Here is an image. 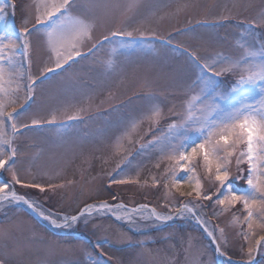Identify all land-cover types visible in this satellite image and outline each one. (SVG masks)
Returning a JSON list of instances; mask_svg holds the SVG:
<instances>
[{"label":"rangeland","instance_id":"1","mask_svg":"<svg viewBox=\"0 0 264 264\" xmlns=\"http://www.w3.org/2000/svg\"><path fill=\"white\" fill-rule=\"evenodd\" d=\"M33 2L14 0L16 14L12 22L15 27H20L28 18ZM80 2L83 4L84 0ZM182 2L190 6L176 13L178 3ZM142 3L143 7L134 14L121 16L117 12L112 23L96 33L99 36L107 28L123 27L135 30L136 37L141 31L148 37L137 39L132 47L115 53V72L110 74L104 67L114 46L106 44L94 56L80 60L67 71L50 75L48 81L37 87L36 103L31 106V111L37 112L40 118H48L57 100L80 104L81 87L94 85L93 89L83 88L92 93V107L82 113L80 119L66 121L64 116H59L56 125L36 127L17 139L18 166L22 170H30L31 175L44 185L49 182L64 185L55 193L16 187L18 193L37 201L46 210L72 215L84 203L105 200L113 203L114 193L129 207L147 204L159 212H167L163 207V188L153 187L150 179L152 175L159 176L165 167L154 168L159 158L158 150L146 148L136 155L140 143L147 144L152 138L151 133L145 135L149 123L142 124L138 135H134L137 143L124 144L134 156L128 166L129 175L135 176L139 172L142 181L148 180L147 185L108 187V174L116 168L121 156L112 155L110 133H102L117 119L139 115L150 104L156 103L163 109L164 116L158 125H151V130L157 136L162 135L170 123L180 122L187 98L199 92V88H193L199 69L190 53H196L202 62L218 55L235 59L243 52L240 44L257 48L264 44V26L250 28L247 23L264 12V0H142ZM221 17L227 19L221 20ZM169 37L171 43L167 42ZM32 39L35 45L38 37L34 35ZM46 57L41 45L32 56L34 74ZM216 79L223 91L235 76L226 74ZM117 106H120L118 110L113 111ZM73 111L69 108L68 114ZM24 119L30 122L27 116ZM194 163L197 173L202 175L201 164ZM241 167L246 175L247 165ZM231 172L238 174L234 163ZM7 179V174L0 175V181ZM204 183L205 191L214 190L215 185L207 180ZM235 183L243 185L244 181ZM182 190H190L189 185L185 184ZM202 203L206 205L203 215L208 220V228L212 225L225 228L228 243H221L222 251L233 261H240V249L245 242L238 234L240 228L231 225V219L233 213L243 219L241 206L214 216L213 210L219 212V207L208 201ZM34 213L38 219L23 204H6L0 208V229L9 233L7 239H0V258L7 264H95L96 261L100 264H228L226 258L216 252L204 226L190 215L163 223L139 225L103 215L93 216L87 223L81 221L70 228H57ZM49 230L77 235L65 237ZM98 242L100 248L95 247ZM262 260L264 255H257L253 264Z\"/></svg>","mask_w":264,"mask_h":264},{"label":"snow or ice","instance_id":"2","mask_svg":"<svg viewBox=\"0 0 264 264\" xmlns=\"http://www.w3.org/2000/svg\"><path fill=\"white\" fill-rule=\"evenodd\" d=\"M189 6L187 2L178 3L175 11L179 13ZM142 7V0H84L83 4L80 0H34L28 18L17 28L12 22L16 14L14 0H0V175L9 177L0 181V208L6 204L27 205L57 228H70L81 221L87 223L93 216L103 215L130 225L163 223L190 215L204 226L207 235L215 242L216 252L225 257L228 264H253L257 255H264V44L258 48L240 44L243 52L235 59L218 55L202 62L196 53H190L199 69L193 82V88H199V92L187 98L180 122L170 123L162 135L157 136L151 130V125H158L164 116L163 109L156 103L150 104L139 115L117 119L102 133H110L112 155L121 156L116 168L108 174V187L147 185L148 180L142 181L139 172L135 176L129 175L128 166L134 156L124 144L137 143L134 135H138L142 124L149 123L145 135L151 133L152 138L147 144L140 143L136 155L146 148L158 150L159 158L154 168L161 170V165L165 167L159 176L152 175L150 179L153 187L163 188V207L167 212H159L147 204L129 207L113 193V203L107 200L84 203L75 214H56L16 191L19 186L40 193H55L64 187L54 182L44 185L31 175L30 170L18 166V137L36 127L56 125L59 116H64L66 121L80 119L81 114L92 107V93L83 91V88L93 89L94 85L85 84L81 87L80 104L57 100L48 118H40L37 112L31 111V106L36 103L37 87L48 81L50 75L67 71L80 60L94 56L106 44L114 46L104 67L110 74L115 72V53L132 47L137 39L148 37L143 31L136 37L135 30L123 27L107 28L99 36L96 33L112 23L117 12L127 16ZM247 23L250 28L264 26V12ZM34 35L38 37L35 45ZM167 42L171 43L170 37ZM41 45L47 57L34 74L32 56ZM226 74L235 76V79L221 91L216 78ZM109 96H112L111 92ZM147 99L154 100L155 97ZM119 107L112 110L117 111ZM69 108L74 109L72 114H68ZM25 116L30 122L24 119ZM194 162L201 164L202 175L197 173ZM233 163L237 175L231 172ZM242 165H247L246 175ZM205 180L215 185L214 190L205 191ZM241 180L243 185L235 183ZM185 184L190 190H182ZM203 201L219 207V212L213 210L214 216L241 206L243 219L234 213L231 219V225L240 228L238 234L245 242L240 249V261H233L227 252L222 251L221 243H228L225 228L219 225L208 228ZM8 235L7 231L0 229V239H7ZM100 246L99 242L95 245L96 248ZM0 264H7V261L0 258ZM259 264H264V260Z\"/></svg>","mask_w":264,"mask_h":264},{"label":"water","instance_id":"3","mask_svg":"<svg viewBox=\"0 0 264 264\" xmlns=\"http://www.w3.org/2000/svg\"><path fill=\"white\" fill-rule=\"evenodd\" d=\"M214 242V241H213ZM214 244H215V242H214Z\"/></svg>","mask_w":264,"mask_h":264}]
</instances>
